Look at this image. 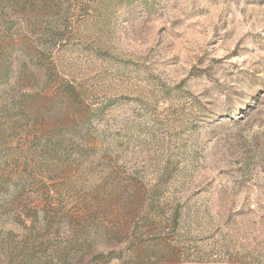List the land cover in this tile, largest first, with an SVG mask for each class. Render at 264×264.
I'll use <instances>...</instances> for the list:
<instances>
[{"label":"rangeland","instance_id":"obj_1","mask_svg":"<svg viewBox=\"0 0 264 264\" xmlns=\"http://www.w3.org/2000/svg\"><path fill=\"white\" fill-rule=\"evenodd\" d=\"M0 264H264V0H0Z\"/></svg>","mask_w":264,"mask_h":264}]
</instances>
